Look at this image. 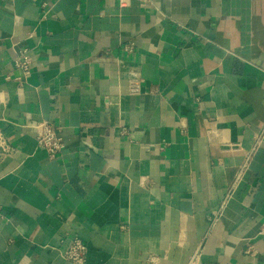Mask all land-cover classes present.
<instances>
[{"label": "crops", "instance_id": "0c3cea01", "mask_svg": "<svg viewBox=\"0 0 264 264\" xmlns=\"http://www.w3.org/2000/svg\"><path fill=\"white\" fill-rule=\"evenodd\" d=\"M263 129L264 0H0V264H264Z\"/></svg>", "mask_w": 264, "mask_h": 264}, {"label": "built area", "instance_id": "2783aa9c", "mask_svg": "<svg viewBox=\"0 0 264 264\" xmlns=\"http://www.w3.org/2000/svg\"><path fill=\"white\" fill-rule=\"evenodd\" d=\"M120 6H128L134 0H118ZM141 3H145L146 0H138ZM15 67L22 71L23 74H28L32 70L33 58L30 51L27 48H23L18 51L14 59ZM131 91L138 93L140 86L137 81L132 82ZM37 136L36 141L38 147L46 151L50 158L57 157L63 150L65 144L62 135V129L59 125L42 121L35 126ZM264 134V129H263ZM0 147L5 154H10L14 149L6 142L4 136L0 133ZM253 151H249L245 160V168L253 155ZM88 248L84 241L79 238H75L72 243L65 249L60 250V255L68 260L71 264H86L87 262ZM199 256H193L187 264H198Z\"/></svg>", "mask_w": 264, "mask_h": 264}]
</instances>
